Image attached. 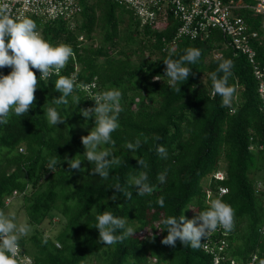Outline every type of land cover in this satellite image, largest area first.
I'll return each mask as SVG.
<instances>
[{"label":"trees","instance_id":"1","mask_svg":"<svg viewBox=\"0 0 264 264\" xmlns=\"http://www.w3.org/2000/svg\"><path fill=\"white\" fill-rule=\"evenodd\" d=\"M82 2V12L71 22L33 18L44 39L53 45H70L73 55L58 74L52 72L48 78L39 79V71L33 69L38 81L33 106L23 116L10 113L8 123L0 126V211L6 208L5 199L17 191L34 227L30 236L20 238L22 252L34 264H213L200 247L185 246L179 240L174 247L162 244L167 235L162 221L182 214L190 219L207 208L206 183L222 170L225 180L212 179L210 189L228 188L222 200L234 209L228 264L231 260L247 264L254 255L256 264H261L264 191L257 190V184L264 186V151L259 148L264 144V112L247 58L235 52L219 31L208 38L172 43L179 24L169 13L164 23L143 25L114 0ZM242 14L258 28L259 18L253 19L251 12ZM96 31L102 35L99 46L94 43ZM81 35L84 40L79 39ZM122 41L136 45V50L127 53ZM119 46V54L113 56L112 50ZM190 47L201 52L195 63L187 64L192 73L187 80L170 84L163 60L179 59ZM146 51L158 58H146ZM258 57L264 63V46L258 47ZM225 58L233 62L228 83L235 92L230 106H221V98L212 95L209 77ZM9 71L7 66L0 69L4 74ZM73 74L77 85L73 95L80 101L71 104L70 96L68 106H57L65 120L53 126L47 122L46 108L60 95L55 80ZM94 80L98 93L111 88L122 92L120 126L111 134L114 143L104 146L121 158L110 169V178L91 173L94 165L83 160L81 137L94 127V121L86 120L80 109L95 102L81 85ZM137 138L141 146L127 150L126 142ZM157 143L165 146L166 158L156 152ZM76 155H81L80 169H70L65 157ZM53 157L56 163L50 166ZM140 159L147 164L144 170L154 186L143 196L128 184L141 168ZM161 172L166 173L164 183L156 179ZM117 180L120 192L111 188ZM124 189L132 192L130 199ZM161 196L163 207L156 202ZM104 210L128 219L136 232L112 245L100 242L95 216ZM54 216L61 218V225L56 234L46 236L41 226Z\"/></svg>","mask_w":264,"mask_h":264},{"label":"clouds","instance_id":"2","mask_svg":"<svg viewBox=\"0 0 264 264\" xmlns=\"http://www.w3.org/2000/svg\"><path fill=\"white\" fill-rule=\"evenodd\" d=\"M72 55L73 49L70 45L64 43L53 45L44 39L32 18L24 16L14 19L5 12H0V69L6 66L10 68L8 74L0 72V126L8 123L10 113L23 116L33 106L34 91L38 83L33 69L39 71V79L48 78L52 72H58L63 68ZM200 56L201 52L198 48L190 47L179 59L163 60L166 65L164 76L169 78L170 84L187 80L192 73L187 64L195 63ZM232 64L231 59L225 58L214 71L209 73L212 95H218L221 98V106H230L235 92V88L228 83ZM54 87L60 95L49 101L46 119L49 124L56 126L65 120L57 110V106H68L70 96L71 104H76L80 100L73 95L74 88L77 87L73 77L58 76ZM176 90L180 91V87ZM121 97L120 89H107L95 95L94 106L80 109V114L86 120L92 118L94 121V127L86 136L81 137L85 148L83 160L94 165L90 172L98 174L101 178H110V169L121 163L119 156H116L109 147H104L114 143L111 134L120 126L118 116L121 111ZM157 140L160 138L157 137ZM141 143V140L137 138L134 142H126V148L129 151H135ZM156 152L162 158L168 155L163 144L157 143ZM80 156L76 155L71 159L65 157L70 169H80L82 161ZM55 163L56 158L53 157L50 166ZM137 163L141 168L130 177L128 184L136 186L137 195L143 196L151 193L154 186L147 171L144 170L147 168L145 161L140 159ZM165 176L166 173L161 172L157 174L156 179L164 183ZM111 188L120 192L122 188L119 180ZM220 191L224 192L227 189L221 188ZM124 194L129 199L132 197V192L127 189H124ZM156 202L161 207L164 206L162 196ZM233 218L234 209L230 204L220 198L212 199L209 206L196 213L192 219H186L183 214L169 215L163 219V230H167V235L163 237L161 243L174 247L179 240L185 246L199 248L202 244L201 238H206L208 233L218 227L230 231L233 227ZM95 221L99 241L105 245L123 241L136 232L128 223V219L113 215L108 210L97 213ZM30 229L29 223H17L14 215L0 211V264H32L31 257L21 254L20 244V238ZM261 264H264V261H261Z\"/></svg>","mask_w":264,"mask_h":264},{"label":"built area","instance_id":"3","mask_svg":"<svg viewBox=\"0 0 264 264\" xmlns=\"http://www.w3.org/2000/svg\"><path fill=\"white\" fill-rule=\"evenodd\" d=\"M83 0H0V12H5L14 19L28 16L39 18L43 21H73L83 9ZM125 5L143 25H157L164 23V17L168 13L178 22L179 27L172 43L179 39L196 40L208 38L213 31L221 32L228 40V45L235 52L247 58L252 67L254 77L257 81V93L261 100L260 109L264 112V63L259 60L258 47L264 46V0H114ZM243 12H251V17L259 18L258 28L253 22L246 20ZM250 19V18H249ZM74 26V23L72 24ZM40 34L41 32L38 31ZM84 40V36H80ZM218 55H215L217 58ZM78 70V67L76 68ZM57 74L59 73L56 72ZM75 79V74L72 76ZM97 80L81 85L90 99H95L98 93ZM264 151V144L259 147ZM250 149H254L253 146ZM225 172L220 170L215 172L209 182H207L206 204L212 199H222L227 193L228 188L218 186L217 191L210 189L211 180H225ZM225 188L227 191L221 192ZM257 190L264 191L263 183L257 184ZM19 194L14 191L6 198L5 204L9 205L12 198ZM260 232L264 236V225ZM231 230L226 231L221 227L208 233L207 237L201 238L200 249L212 258L213 264H228L227 250L229 249L228 238ZM21 254L26 255L22 252ZM29 257V256H28ZM257 256L254 255L247 264H256ZM32 264H34L32 260ZM230 264H236L231 260Z\"/></svg>","mask_w":264,"mask_h":264},{"label":"rangeland","instance_id":"4","mask_svg":"<svg viewBox=\"0 0 264 264\" xmlns=\"http://www.w3.org/2000/svg\"><path fill=\"white\" fill-rule=\"evenodd\" d=\"M123 26L121 28L122 33H123V30H124ZM94 36H95L94 43L96 44V46H99L101 44V41H102V35L99 33V31H96ZM121 44H122L124 50H126L127 53H129L131 51L133 52L137 48L136 45H125V41H122ZM120 47L121 46L117 47L116 51H115V49L112 50V55L113 56L119 54L118 50L120 49ZM139 55L140 54H138V56L137 55L134 56L135 60H137V59L139 60V57H140ZM144 56L146 58H151V57H153L155 59L158 58L157 56H155V57L152 56V54H150L149 51H146ZM116 57H118V56H116ZM224 165L222 164V166H224ZM3 212H5L6 214L14 215L15 218H16V222L17 223H28L29 219H28V216H27V214L25 212V209H24V206H23L22 195H20V194H17L16 197L12 198L11 203L9 205H6V208L4 209ZM189 218L191 219L192 215H190ZM60 220H61V218L58 217V216H54L53 219H52V222H49V220H45L44 223L41 226V230H43L45 232L46 236H50V235L56 234L58 226L61 225ZM53 226H54V228H53ZM33 230H34V227L33 228L31 227L30 231L24 236H26V237L30 236L32 234Z\"/></svg>","mask_w":264,"mask_h":264}]
</instances>
